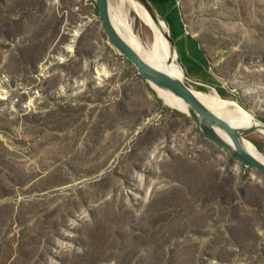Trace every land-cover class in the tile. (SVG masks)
Here are the masks:
<instances>
[{"label":"rangeland","instance_id":"1","mask_svg":"<svg viewBox=\"0 0 264 264\" xmlns=\"http://www.w3.org/2000/svg\"><path fill=\"white\" fill-rule=\"evenodd\" d=\"M154 5L185 83L264 121V0ZM0 264H264V174L158 97L94 0H0Z\"/></svg>","mask_w":264,"mask_h":264},{"label":"bare ground","instance_id":"2","mask_svg":"<svg viewBox=\"0 0 264 264\" xmlns=\"http://www.w3.org/2000/svg\"><path fill=\"white\" fill-rule=\"evenodd\" d=\"M120 4L118 9L113 8L109 2V12L111 23L117 31V33L123 38V40L143 59H145L151 66L158 70L168 72L174 77L184 79L185 72L180 65L178 58V49L173 46L166 37L169 32V28L166 23L156 14L154 18L148 9L138 2L137 0H119ZM129 3L136 14L144 21L148 23L153 31L154 37L151 39L155 43H151V40L143 42L139 36L134 33L133 26L126 21L127 15H123L121 12V4ZM116 52V51H115ZM117 53V52H116ZM120 54V53H119ZM148 84L160 95L161 98H167L172 106L181 109V112L188 115V107L184 101L175 96L169 90L158 88L154 83ZM195 94L201 100L205 107H207L211 113L229 124L234 129H245L251 126H261V123L252 114L242 108V106L236 104L232 100L223 99L219 94H211L202 90L194 89ZM168 104V103H167ZM169 105V104H168ZM190 116V115H189ZM216 133L228 144L231 143V139L221 129H216ZM260 134H264V130L258 131ZM243 149L256 160L264 163L263 155L258 149L245 138L241 141Z\"/></svg>","mask_w":264,"mask_h":264},{"label":"water","instance_id":"3","mask_svg":"<svg viewBox=\"0 0 264 264\" xmlns=\"http://www.w3.org/2000/svg\"><path fill=\"white\" fill-rule=\"evenodd\" d=\"M100 15V22L104 34L107 37L108 44L117 52L130 61L136 68L138 74L148 83H154L158 88L169 90L175 96L181 98L188 107V115H190L198 131L213 141L220 149L235 161H238L246 168L254 169L264 174V163L250 156L242 147L241 141L253 132L264 130V121H259L261 126H251L245 129H234L229 124L215 116L211 111L204 106L201 100L195 94V91L189 87L184 79L172 76L166 71L158 70L151 66L143 57L139 56L115 31L109 12V0H94ZM143 4L151 15L156 18V14L166 23L169 28V23L165 18L159 15L156 7L151 0H137ZM166 37L174 46V40L171 36L170 29ZM185 78V77H184ZM157 94V93H156ZM158 97L162 94H157ZM161 98V97H160ZM165 104H172L167 98H161ZM167 104V105H168ZM175 106H172L174 108ZM181 112V109L176 107ZM216 129L223 130L231 139V143H226L217 133Z\"/></svg>","mask_w":264,"mask_h":264},{"label":"trees","instance_id":"4","mask_svg":"<svg viewBox=\"0 0 264 264\" xmlns=\"http://www.w3.org/2000/svg\"><path fill=\"white\" fill-rule=\"evenodd\" d=\"M151 1H153L154 3H157V2H159V3H161V2L164 3V0H151ZM174 14H175V13H174ZM169 16L171 17V14H170V13H169ZM168 18H169V17H166L165 19H166L167 22L170 23V21L168 20ZM193 45H195L194 42L192 43V46H193ZM221 95H222V94H221ZM176 111L180 112V111L177 110V109H176Z\"/></svg>","mask_w":264,"mask_h":264}]
</instances>
